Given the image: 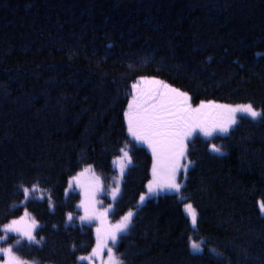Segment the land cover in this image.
<instances>
[{"label": "trees", "instance_id": "trees-1", "mask_svg": "<svg viewBox=\"0 0 264 264\" xmlns=\"http://www.w3.org/2000/svg\"><path fill=\"white\" fill-rule=\"evenodd\" d=\"M134 84L167 85L192 108L251 105L260 115L239 116L216 137L220 154L192 139L181 192L138 209L152 157L147 144L129 148L116 214L137 210L115 245L123 264H264V0H0V236L28 211L36 243H22L21 257L88 264L79 258L95 235L79 224L68 182L88 166L116 175L131 142ZM202 111L211 130L230 122L223 109ZM23 188L45 195L26 199ZM186 203L197 211L195 230Z\"/></svg>", "mask_w": 264, "mask_h": 264}, {"label": "snow or ice", "instance_id": "snow-or-ice-1", "mask_svg": "<svg viewBox=\"0 0 264 264\" xmlns=\"http://www.w3.org/2000/svg\"><path fill=\"white\" fill-rule=\"evenodd\" d=\"M142 85H160L159 81L143 80L140 82ZM137 90V94L133 97L132 103L128 106V112L125 113L128 123V132L134 141L147 144L148 148L152 150V155L155 158V162L152 168V182L148 185L150 194H160L165 190L174 191L177 194L180 193L181 185L177 183V175L181 168L186 171L187 165L181 164L182 159H186L185 156V138L192 134V132L199 128L205 136L212 135V130L207 126V114L202 110L209 109H223L224 112L230 114L229 120L231 123H235V117L232 114L237 112L246 113L249 116L256 118L260 113L253 110L251 105L240 106L237 108H228L222 105L214 104H201L198 108H192L188 103L189 97L184 93L178 92L175 89L168 88L167 85L161 87L165 91H161L160 88H141L139 85L134 84L132 86ZM221 132H227L228 127L221 125L219 127ZM127 144L123 152V159L127 160L128 164H131V157L129 156ZM213 151H219V149L213 148ZM120 165L121 177L125 171V165L122 161H116ZM90 169H85V172ZM81 176L84 173L80 174ZM76 183H79V177L76 178ZM119 181H117V187L112 192L113 199L116 198V194L119 191ZM23 194L25 197L29 196V189L23 188ZM35 189H33L34 191ZM100 191L99 180H96V187L91 193V197L94 199L97 192ZM86 201L89 193H85ZM145 197L141 196L140 202L143 203ZM14 207H19L16 205ZM81 207L85 210V216L81 217V220H91L93 218L99 219L107 216V210L89 216V208L87 203L82 204ZM264 207V206H262ZM186 213L191 217L192 224H196V212L191 204H187L185 207ZM27 216V213H25ZM133 212L129 211L119 223L111 226V228L105 229L103 236L101 235V229L97 228V245L92 251V257L101 256L102 250L107 248L108 261L107 264H123V261L115 256L113 249L108 247L107 241L111 240L115 245L118 235L124 233L129 224ZM71 220V216H69ZM23 223V220H13L10 224L4 228L5 233H18L21 237H26L28 241L32 242L35 237L32 234V230L22 229L19 227ZM35 220L32 221V227H35ZM0 239H7V237H0ZM19 246L21 241H16ZM191 247L199 251V245L192 244ZM0 254H2L6 260L5 264H25L16 255L13 254L12 247L2 248L0 247ZM80 260H89L90 257H80Z\"/></svg>", "mask_w": 264, "mask_h": 264}, {"label": "rangeland", "instance_id": "rangeland-1", "mask_svg": "<svg viewBox=\"0 0 264 264\" xmlns=\"http://www.w3.org/2000/svg\"><path fill=\"white\" fill-rule=\"evenodd\" d=\"M240 106H247V105H232V106L228 105V108H237V107H240ZM253 110H255V109L253 108ZM255 111L258 112L257 110H255ZM205 113L207 114V120L209 121L210 119L208 117H209L210 114L208 112H206V111H205ZM232 115H234V117H235V123L229 122L227 124V127H228V131L227 132H221L220 130H217V131L216 130H212V135L205 136L204 133L202 131H200L199 128H196L192 132L191 135H189L188 137L185 138V156H186V159H182L181 160V164H182V166L183 165H187V170L185 171L183 169V167H182L180 172L177 175V183H179L181 185V189L184 186L185 179H186V177L188 175V172H189V170H190V168L192 166L191 165L192 163L189 160V154H188L189 142L192 139H194L195 137L199 136L202 139L207 140L209 142L210 150L213 153L220 154L222 152L221 149L217 145H215V143H214V140L216 139V137H218V136L225 137L229 133V131L236 125V123L239 120V118H238L239 116H245V117H248L250 119H256L258 117L257 116L256 118H253V117L249 116L246 113H240V112H237V113L232 114ZM128 136H129L131 142H129L127 144V149L126 150L129 153V148L130 147H132L134 145H141L142 143L134 141L133 138L130 136L129 132H128ZM147 148H148V146H147ZM213 148L219 149V151H213ZM148 150L151 153V157H152L151 169H150V180L147 183L146 191L142 195V196L145 197V199H144L143 203H141L140 202V198L141 197L139 198L137 209L139 207H141L142 205H144L147 200H149V199H151L153 197L160 196V195H165V194H177L174 191H168V190H165L164 192H162V193H160L158 195L149 193L148 185L152 182V179H153L152 168H153V164L155 162V158L152 155V150L150 148H148ZM116 161H122L124 163V165L126 166L125 167V171H124V174H125L127 168L130 166V164H128L127 160L123 159V154H122L120 157H118L115 160V169H116L117 173H116V175L114 177H112L110 179H104L100 175H98L93 170L92 167L88 166V167L84 168L83 170H81L80 172H78L68 182L67 192H70L71 189H74L79 195L78 210L80 211V214L77 216L79 224L85 225V226H90L93 229V233L95 235V246H94V249L96 248V245H97V232H96L97 228L101 229V235L103 236L105 229L111 228L112 225H114L116 223H119L121 221V219L123 218V216H125L129 211L133 212V216L131 218V223H132V219H133L134 215L136 214V210L137 209L129 210L126 214H124L122 216H117V214H116V203H117V200L119 199V197L121 195V192H122V180H123V176H124V174H123V176L121 177L120 165L118 163H116ZM85 169H90V171L85 172ZM81 173H84V175L81 176L80 175ZM77 177H79V183H76V178ZM97 178L99 180L100 191L96 193L95 198L93 199L91 197V193L96 187ZM117 181H119V184H118L119 191L116 194V198L113 199L112 192L117 187ZM37 191L39 192L38 198L42 199L45 194H44V192H42V191H40L38 189H35L34 191H33V189H29V196L26 197V199H30L32 197L31 193L32 192H37ZM86 192L89 193L87 201H86V196H85ZM180 192H181V190H180ZM85 203H87V206L89 208V213H88L89 216L93 215V210H94L95 214H97V215L99 213L104 212V211L107 210V216L99 218V219L93 218L91 220H87V219L86 220H81L80 218L85 216V210H84L83 207H81V205L85 204ZM187 204H191V203H186L184 205V207H183L184 208V213H185L186 217L189 220L191 228L193 230H195L196 227H197V222H198L197 211L194 208V206L191 204L193 209L196 212V224L193 225L191 217L185 211V207H186ZM263 212H264V209H263ZM25 213H27V216H25ZM16 220H23V223L21 225H19V227H21L22 229H29L30 228L32 230L33 236L35 237V233H36V230L38 228V223H37L35 217L30 212L25 211L24 214L20 218H18ZM33 220H35V222H36L35 227H32V221ZM11 222H9L8 224H10ZM131 223L129 224L127 230L124 233H121V234L118 235L117 241H118V239L121 236L125 235L129 231ZM8 224H6V225H8ZM5 226L3 227V234L0 237H5L6 236L7 239H0V247H2V248L12 247L13 248V254L16 255L22 262H25V264H37L36 262H32L30 260L22 258L17 253V248L21 245V243H23V242L36 243V238H35L34 241L30 242V241L27 240L26 237H21L18 233H5L4 232ZM11 236L15 237L16 240H14L12 243H7V240ZM17 240L21 241L19 246L16 243ZM117 241H116V243H117ZM107 244H108V247H111L113 249V252H114L115 256H117V254L115 253V250H114L115 249V245L112 244L111 240H108ZM192 244L199 245L200 250L199 251L194 250L191 247ZM190 250L194 254L201 253L203 251V243L200 240H194L193 238H191V240H190ZM86 257H90V259L89 260H83V261L87 262L88 264H107V261H108L107 248H104L102 250L101 256H99V257H92L91 254L87 255ZM5 260H6V258L2 254H0V264H5Z\"/></svg>", "mask_w": 264, "mask_h": 264}]
</instances>
